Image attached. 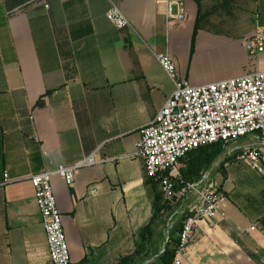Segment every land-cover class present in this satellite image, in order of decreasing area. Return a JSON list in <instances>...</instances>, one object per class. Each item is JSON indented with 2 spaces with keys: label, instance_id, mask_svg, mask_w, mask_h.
<instances>
[{
  "label": "crops",
  "instance_id": "obj_1",
  "mask_svg": "<svg viewBox=\"0 0 264 264\" xmlns=\"http://www.w3.org/2000/svg\"><path fill=\"white\" fill-rule=\"evenodd\" d=\"M201 4L212 10L211 27L197 32L191 66L202 48H225L245 69L201 79L181 68L197 16L194 0L173 29L156 0H0V264H48L27 178L87 156L95 164L76 170L71 185L51 180L71 264H117L134 251L152 208L143 164L133 153L141 128L174 91L157 56L168 55L193 86L264 71V52L249 61L244 49L252 34L214 32L264 28V0ZM112 6L130 26L118 29L106 19ZM225 160L211 169L227 202L212 224L198 223L185 264H255L228 231L264 264V180L234 159L221 166ZM4 173L13 181L5 184ZM236 181L255 188H236Z\"/></svg>",
  "mask_w": 264,
  "mask_h": 264
},
{
  "label": "built area",
  "instance_id": "obj_2",
  "mask_svg": "<svg viewBox=\"0 0 264 264\" xmlns=\"http://www.w3.org/2000/svg\"><path fill=\"white\" fill-rule=\"evenodd\" d=\"M156 5L166 28H176L187 17V0H156ZM106 19L118 29L130 26L115 6L107 11ZM244 49L251 57L264 52V28H256ZM157 60L172 80L174 91L141 128L133 156L141 160L146 176L157 181L164 201L172 207L165 224L166 240L177 219L182 215L185 218L172 260V264H185L198 223L212 224L227 202L211 168L196 181L183 182L181 170L186 156L198 148L221 144L225 158L239 151L234 160L242 161L264 180V71L193 86L178 76L176 64L168 55H159ZM94 164L92 156H87L72 166H58L27 178L45 233L48 264H71L52 177L71 185L76 170ZM12 181L4 173V183ZM177 183L182 186L176 188ZM163 251L164 247L160 253Z\"/></svg>",
  "mask_w": 264,
  "mask_h": 264
},
{
  "label": "trees",
  "instance_id": "obj_3",
  "mask_svg": "<svg viewBox=\"0 0 264 264\" xmlns=\"http://www.w3.org/2000/svg\"><path fill=\"white\" fill-rule=\"evenodd\" d=\"M194 1L197 6V16L191 35L190 54H192L194 49L197 32L211 27L208 25L212 10L204 7L201 4V0ZM75 26H78V24ZM40 105H42L41 99L37 102V106ZM223 153L224 149L221 144L198 148L190 152L186 156L185 160H183V168L181 170L183 182L188 183L199 179L201 173L205 170H209L214 163L217 162L221 156H223ZM239 154V151L235 152L231 158H226V160L221 163V166L225 162L229 161V159H235ZM144 185L151 198L152 214L150 221L138 232V240L134 251L127 256L119 258L117 264H145L149 260L151 262L148 264H172L176 245L178 243V235L181 231L182 223L185 218L182 215L177 219L176 224L170 231L169 237L166 240L164 234L165 224L168 215L172 211V207L164 201L163 196L158 189L157 181L148 178L145 171ZM181 186V184H176V188H180ZM261 226L264 227V220L261 221ZM228 235L249 259H251L255 264H262L253 251L248 250L242 245V243H240L233 231H228ZM165 242L166 246L164 247ZM161 247H164V251L162 253H160Z\"/></svg>",
  "mask_w": 264,
  "mask_h": 264
},
{
  "label": "rangeland",
  "instance_id": "obj_4",
  "mask_svg": "<svg viewBox=\"0 0 264 264\" xmlns=\"http://www.w3.org/2000/svg\"><path fill=\"white\" fill-rule=\"evenodd\" d=\"M236 14L238 15V18H241L243 16L241 15V13H239V11H236ZM255 30L256 28L254 26H219L214 28V32L216 33V35L223 37L228 36L233 38L237 37V35L247 34V36H249L250 34H253ZM247 56L250 59L249 61H252L254 59V57H251L248 54ZM183 58L184 59L181 60V68L185 69L187 67V69H189L188 72L192 69V72H194V76H199L201 79L227 75L236 69L239 70L240 68L245 69L243 68L244 66H241L240 63H238L237 57L230 56L225 48H202V50L196 55V58H194L193 66H191L192 54H190V49L188 53H186V51L184 50ZM234 161V164L242 162L240 160ZM225 173L226 172H223L222 174H220V176L222 178H225ZM234 184L236 188H255L254 186L250 184L247 185L246 183L242 185L238 181H236ZM239 241L245 248L247 247L248 250L252 249L251 245L246 240L242 241L240 239ZM248 247L251 249H249Z\"/></svg>",
  "mask_w": 264,
  "mask_h": 264
},
{
  "label": "water",
  "instance_id": "obj_5",
  "mask_svg": "<svg viewBox=\"0 0 264 264\" xmlns=\"http://www.w3.org/2000/svg\"><path fill=\"white\" fill-rule=\"evenodd\" d=\"M166 246V242L164 243V247Z\"/></svg>",
  "mask_w": 264,
  "mask_h": 264
}]
</instances>
